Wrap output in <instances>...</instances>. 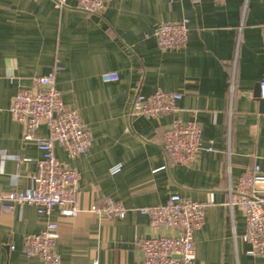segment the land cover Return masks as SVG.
I'll return each mask as SVG.
<instances>
[{
	"label": "crops",
	"instance_id": "obj_1",
	"mask_svg": "<svg viewBox=\"0 0 264 264\" xmlns=\"http://www.w3.org/2000/svg\"><path fill=\"white\" fill-rule=\"evenodd\" d=\"M65 1L59 8L55 0H0V163L2 153L12 157L2 163L0 195L29 189L41 158L33 141H23L11 100L34 77L52 73L63 103L77 108L92 138L75 158L54 148L79 174L81 212L63 217L55 208L43 215L4 200L0 264H42L25 255L23 241L49 221L57 223L61 264H137L138 241L169 231L151 227L136 209L164 204L173 193L207 203L204 224L193 234L195 264H264L247 254L244 213L228 204L229 189L247 168L264 172V0H109L98 15ZM183 19L186 45L160 49L156 25ZM103 73L117 80L105 82ZM156 90L181 94L175 114H131L137 94ZM175 116L195 119L202 146L212 149L185 166L168 162L161 145L159 130ZM46 133L45 125L36 131ZM104 197L127 209L123 219L91 211Z\"/></svg>",
	"mask_w": 264,
	"mask_h": 264
},
{
	"label": "built area",
	"instance_id": "obj_2",
	"mask_svg": "<svg viewBox=\"0 0 264 264\" xmlns=\"http://www.w3.org/2000/svg\"><path fill=\"white\" fill-rule=\"evenodd\" d=\"M109 0H76V7L86 15L101 14ZM195 3L200 0H190ZM222 1V0H216ZM59 8L66 7L65 0H55ZM157 45L162 50L179 49L188 39L187 20L159 23L153 30ZM264 49V28L262 29ZM105 82L117 80L115 73H103ZM260 97L264 100V78L259 81ZM181 98L178 92L156 90L148 96L137 94L131 114L147 118H159L175 114ZM9 112L22 125L23 141H33L41 152L37 171L31 177V187L13 190L0 195V207L4 200L19 206L32 205L39 214L49 215L57 208L63 217H75L81 212L78 203L79 174L63 164L54 153L56 145L68 158L84 155L92 144V138L81 124L77 108L63 103L60 91L55 86L54 74L34 77L30 87L20 88L13 96ZM40 125L47 127L46 134H36ZM202 130L195 119L182 120L178 116L159 130L163 153L168 162L185 166L192 164L204 148ZM12 158L1 154L0 176L3 161ZM119 166H113L116 172ZM229 207H239L244 213L245 230L242 241L249 245L247 254L264 258V172L259 165L247 168L229 189ZM212 202V198L209 199ZM207 203L169 195L164 204L140 207L136 211L148 218L151 227L169 231L137 243L140 258L137 264H195L193 234L204 224ZM91 211L101 218L123 219L127 209L110 197L103 198L101 207L92 206ZM57 223L49 221L38 234L24 237L23 251L27 256H39L42 264H61L56 250L58 241ZM97 264V260L93 261Z\"/></svg>",
	"mask_w": 264,
	"mask_h": 264
},
{
	"label": "water",
	"instance_id": "obj_3",
	"mask_svg": "<svg viewBox=\"0 0 264 264\" xmlns=\"http://www.w3.org/2000/svg\"><path fill=\"white\" fill-rule=\"evenodd\" d=\"M258 92H259V90H258ZM258 94H259V93H258ZM260 103L263 104V103H264V100H261V99H260Z\"/></svg>",
	"mask_w": 264,
	"mask_h": 264
}]
</instances>
